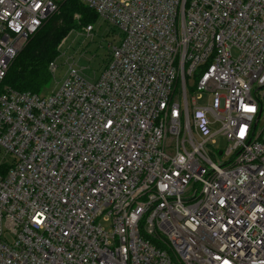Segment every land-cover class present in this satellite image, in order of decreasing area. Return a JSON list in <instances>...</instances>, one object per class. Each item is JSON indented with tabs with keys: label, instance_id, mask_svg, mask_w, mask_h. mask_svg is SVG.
Wrapping results in <instances>:
<instances>
[{
	"label": "built area",
	"instance_id": "2783aa9c",
	"mask_svg": "<svg viewBox=\"0 0 264 264\" xmlns=\"http://www.w3.org/2000/svg\"><path fill=\"white\" fill-rule=\"evenodd\" d=\"M64 1L0 0V264H264V0H78L98 77L2 86Z\"/></svg>",
	"mask_w": 264,
	"mask_h": 264
},
{
	"label": "trees",
	"instance_id": "16d2710c",
	"mask_svg": "<svg viewBox=\"0 0 264 264\" xmlns=\"http://www.w3.org/2000/svg\"><path fill=\"white\" fill-rule=\"evenodd\" d=\"M80 14L78 23L73 15ZM97 20L96 14L78 0H65L49 16L12 60L2 86L17 91L40 93L50 81L48 64L57 56V45L72 30Z\"/></svg>",
	"mask_w": 264,
	"mask_h": 264
},
{
	"label": "rangeland",
	"instance_id": "374dc122",
	"mask_svg": "<svg viewBox=\"0 0 264 264\" xmlns=\"http://www.w3.org/2000/svg\"><path fill=\"white\" fill-rule=\"evenodd\" d=\"M93 25L94 30L89 37H86L84 34H76V32H71L65 37L61 46V51L64 53V56L57 60L58 67L54 79L50 77L49 83L40 91L41 96L50 95L61 85L67 70L65 60H67V62L73 60L77 66L83 69L82 73L85 77L91 80L98 77L102 67L108 60L110 52L109 46L118 43L120 34L116 28L102 19L97 18V20L93 22ZM262 124L263 120H261L258 125L261 126ZM215 127H213V129ZM226 146L227 142L224 137L216 135L214 136V142L207 146L208 155L213 161L218 162V159H221V156L218 154V149L224 150ZM2 159L6 162L11 160L10 155L0 148V160Z\"/></svg>",
	"mask_w": 264,
	"mask_h": 264
},
{
	"label": "snow or ice",
	"instance_id": "6c2138e0",
	"mask_svg": "<svg viewBox=\"0 0 264 264\" xmlns=\"http://www.w3.org/2000/svg\"><path fill=\"white\" fill-rule=\"evenodd\" d=\"M36 7L39 8V7H40V4H36ZM244 109H245V111H248V112L255 111L254 108L249 107V106H247V105H244ZM241 134H243V129H241ZM218 259H219V258H218ZM225 264H227V261H225Z\"/></svg>",
	"mask_w": 264,
	"mask_h": 264
}]
</instances>
